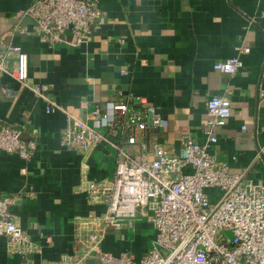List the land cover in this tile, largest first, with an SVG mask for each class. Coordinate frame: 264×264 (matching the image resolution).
<instances>
[{
    "label": "crops",
    "instance_id": "crops-1",
    "mask_svg": "<svg viewBox=\"0 0 264 264\" xmlns=\"http://www.w3.org/2000/svg\"><path fill=\"white\" fill-rule=\"evenodd\" d=\"M32 2L0 0V39L21 47L30 82L47 86L48 96L68 113L85 117L108 103L145 98L165 120L147 134L148 144L177 154L184 136L206 143L205 103L228 96L231 115L213 130L217 143L209 152L231 173L264 184V0H98L105 24L77 48L49 47L29 32L11 34L16 25L30 30L22 14ZM234 56L242 63L236 74L213 70ZM66 123L64 113L46 114L29 91L0 76V125L22 130V140L37 145L30 161L0 152V197L12 199L13 220L41 250L24 259L0 238V264H71L77 219L104 212L88 204L84 183L113 176L115 151L107 145L88 153L64 149ZM153 239L152 227L140 219L108 232L101 247L138 260Z\"/></svg>",
    "mask_w": 264,
    "mask_h": 264
},
{
    "label": "built area",
    "instance_id": "built-area-1",
    "mask_svg": "<svg viewBox=\"0 0 264 264\" xmlns=\"http://www.w3.org/2000/svg\"><path fill=\"white\" fill-rule=\"evenodd\" d=\"M22 15L31 21L30 30L16 25L11 34L29 32L49 47H80L106 19L98 0H33ZM237 51L247 54L249 49ZM241 67L238 56L213 64L214 71L227 75ZM2 75L41 101L46 114L66 115L61 147L88 153L107 145L115 151L113 176L84 183L88 204L103 206L104 212L77 219L71 264L90 259L95 264H264V184L231 173L209 152L217 143L213 130L222 129L231 115L228 96H212L205 103L206 143L184 136L174 154L158 142L148 144L147 134L163 128L165 120L145 98L108 103L103 110L96 107L85 117H75L48 96L47 86L30 82L27 55L11 39H0ZM36 148L34 140H22V130L0 125V152L30 161ZM214 193L219 197L213 203ZM11 205V198L0 197V238L24 259L40 254V247L13 220ZM140 219L152 227L154 239L138 260L102 250L108 232L131 228Z\"/></svg>",
    "mask_w": 264,
    "mask_h": 264
},
{
    "label": "rangeland",
    "instance_id": "rangeland-1",
    "mask_svg": "<svg viewBox=\"0 0 264 264\" xmlns=\"http://www.w3.org/2000/svg\"><path fill=\"white\" fill-rule=\"evenodd\" d=\"M218 197H219V193H214L211 197V201L214 203ZM151 246H152V244H151ZM160 252L166 253L165 251H163L161 249H160Z\"/></svg>",
    "mask_w": 264,
    "mask_h": 264
}]
</instances>
